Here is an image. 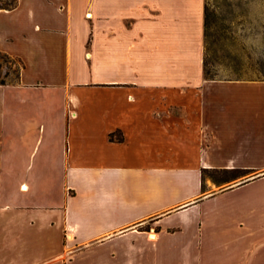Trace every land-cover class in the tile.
Returning <instances> with one entry per match:
<instances>
[{
	"label": "crops",
	"instance_id": "crops-1",
	"mask_svg": "<svg viewBox=\"0 0 264 264\" xmlns=\"http://www.w3.org/2000/svg\"><path fill=\"white\" fill-rule=\"evenodd\" d=\"M205 4L0 8V264H264V79L206 76Z\"/></svg>",
	"mask_w": 264,
	"mask_h": 264
},
{
	"label": "rangeland",
	"instance_id": "rangeland-1",
	"mask_svg": "<svg viewBox=\"0 0 264 264\" xmlns=\"http://www.w3.org/2000/svg\"><path fill=\"white\" fill-rule=\"evenodd\" d=\"M15 4L0 0L2 9ZM205 5L206 76L264 79V0H206ZM20 69L17 59L0 53V82L17 83Z\"/></svg>",
	"mask_w": 264,
	"mask_h": 264
},
{
	"label": "trees",
	"instance_id": "trees-1",
	"mask_svg": "<svg viewBox=\"0 0 264 264\" xmlns=\"http://www.w3.org/2000/svg\"><path fill=\"white\" fill-rule=\"evenodd\" d=\"M15 6V5H14ZM207 21H208V18L206 17V25H207ZM0 85H6V83H4V82H0ZM240 171H232V172H229V173H233V178H237L239 175H238V173H239ZM212 171H210V170H203V177L204 178H207V177H210V178H212Z\"/></svg>",
	"mask_w": 264,
	"mask_h": 264
}]
</instances>
